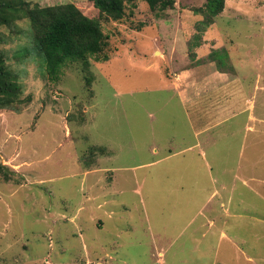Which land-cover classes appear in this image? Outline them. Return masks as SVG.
<instances>
[{"label": "rangeland", "instance_id": "374dc122", "mask_svg": "<svg viewBox=\"0 0 264 264\" xmlns=\"http://www.w3.org/2000/svg\"><path fill=\"white\" fill-rule=\"evenodd\" d=\"M28 1L97 18L108 59L51 78L29 19L0 26L22 88L0 108V264H264V0H134L118 20ZM194 67L214 70L184 104L170 81Z\"/></svg>", "mask_w": 264, "mask_h": 264}, {"label": "trees", "instance_id": "16d2710c", "mask_svg": "<svg viewBox=\"0 0 264 264\" xmlns=\"http://www.w3.org/2000/svg\"><path fill=\"white\" fill-rule=\"evenodd\" d=\"M100 15L114 20L121 19L126 3L134 0H90ZM150 9L165 10L175 0H145ZM224 0H206L205 11L216 16ZM27 17L33 30L36 49L44 55L46 71L51 78H57L61 67L69 60H106L107 44L97 18L84 14L72 2L40 6L28 0H0V26L9 25L16 19ZM0 36V42H1ZM27 50V49H26ZM22 88L18 76L5 62L0 50V108H13L21 99ZM17 108V107H16ZM6 171V167L0 164ZM7 172V171H6ZM6 175V173H5Z\"/></svg>", "mask_w": 264, "mask_h": 264}, {"label": "crops", "instance_id": "0c3cea01", "mask_svg": "<svg viewBox=\"0 0 264 264\" xmlns=\"http://www.w3.org/2000/svg\"><path fill=\"white\" fill-rule=\"evenodd\" d=\"M194 69H196V67L194 68H190V69H186L184 71V76L182 74H180L179 78H176V79H173L172 81H170V85L171 87L177 91V94L180 95V100L182 101V103L186 104V103H190V104H195V105H198L199 103L196 102V98H194V93L195 91H193L192 89L194 88L193 86H197V87H201L203 83H208L209 82V79L211 77V72L214 70V69H210V70H206L208 68H204L205 69V74L204 76L201 78V79H198L197 77L194 76ZM206 83V84H207ZM230 83V81H229ZM175 84V85H174ZM194 135H198V130L194 128ZM197 144V143H196ZM194 145H190L188 146L187 148H191L193 147ZM182 150H185L182 149ZM95 165V164H94ZM94 165L91 166V168L87 169L86 170V173L87 174H90L92 173V175H94L96 172L100 171L97 169V167H94ZM99 184V180H94L92 181L91 183V186H96ZM91 189V192H92V199H94V195H93V187L90 188ZM100 205L101 204H97L96 205V208H100ZM97 219V223L103 225V220L101 217H96ZM220 237H227L226 234L224 233V231H220ZM230 244L232 246H235L234 242H230ZM219 245V243L217 244V246ZM229 248H230V245H227ZM237 247V246H236ZM235 247V248H236ZM248 257V260L249 262H252V258L250 256H247ZM216 263V260L213 261L212 264H215Z\"/></svg>", "mask_w": 264, "mask_h": 264}]
</instances>
